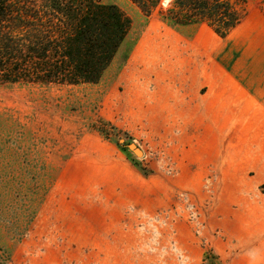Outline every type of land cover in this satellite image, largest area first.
I'll return each instance as SVG.
<instances>
[{
  "label": "rangeland",
  "instance_id": "obj_1",
  "mask_svg": "<svg viewBox=\"0 0 264 264\" xmlns=\"http://www.w3.org/2000/svg\"><path fill=\"white\" fill-rule=\"evenodd\" d=\"M100 1L131 25L98 83L0 86V264H42L51 208L92 189L156 191L162 254L187 229L202 264H264V0L224 38Z\"/></svg>",
  "mask_w": 264,
  "mask_h": 264
},
{
  "label": "trees",
  "instance_id": "obj_2",
  "mask_svg": "<svg viewBox=\"0 0 264 264\" xmlns=\"http://www.w3.org/2000/svg\"><path fill=\"white\" fill-rule=\"evenodd\" d=\"M170 1L162 19L173 27L205 23L224 38L242 19L237 0ZM130 2L147 17L161 0ZM130 25L100 0H0V86L96 84Z\"/></svg>",
  "mask_w": 264,
  "mask_h": 264
},
{
  "label": "crops",
  "instance_id": "obj_3",
  "mask_svg": "<svg viewBox=\"0 0 264 264\" xmlns=\"http://www.w3.org/2000/svg\"><path fill=\"white\" fill-rule=\"evenodd\" d=\"M154 193L139 189H92L66 194L70 198L66 203L51 208V222L56 226L54 235L47 238L49 245L60 247L54 251L45 248L42 254L46 260L41 256L40 261L42 264H178V260L181 264H202L203 249L187 229L184 237L176 238L182 252L159 251L162 243L159 229L167 219L161 217L164 200ZM247 259L244 264H252V257ZM235 261L241 264L240 258Z\"/></svg>",
  "mask_w": 264,
  "mask_h": 264
},
{
  "label": "water",
  "instance_id": "obj_4",
  "mask_svg": "<svg viewBox=\"0 0 264 264\" xmlns=\"http://www.w3.org/2000/svg\"><path fill=\"white\" fill-rule=\"evenodd\" d=\"M162 4H164V0L162 1ZM129 149L133 152L135 156H140L139 151L134 146L130 145Z\"/></svg>",
  "mask_w": 264,
  "mask_h": 264
},
{
  "label": "bare ground",
  "instance_id": "obj_5",
  "mask_svg": "<svg viewBox=\"0 0 264 264\" xmlns=\"http://www.w3.org/2000/svg\"><path fill=\"white\" fill-rule=\"evenodd\" d=\"M170 0H165V2H169Z\"/></svg>",
  "mask_w": 264,
  "mask_h": 264
}]
</instances>
